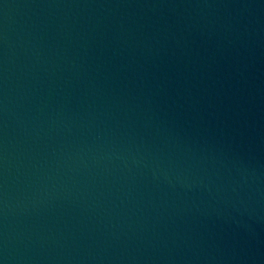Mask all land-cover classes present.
Masks as SVG:
<instances>
[{
  "label": "water",
  "instance_id": "obj_1",
  "mask_svg": "<svg viewBox=\"0 0 264 264\" xmlns=\"http://www.w3.org/2000/svg\"><path fill=\"white\" fill-rule=\"evenodd\" d=\"M0 264H264V0H0Z\"/></svg>",
  "mask_w": 264,
  "mask_h": 264
}]
</instances>
